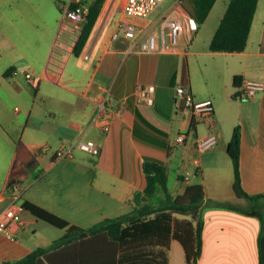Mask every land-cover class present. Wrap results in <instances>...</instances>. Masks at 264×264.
I'll return each mask as SVG.
<instances>
[{
	"label": "crops",
	"instance_id": "crops-1",
	"mask_svg": "<svg viewBox=\"0 0 264 264\" xmlns=\"http://www.w3.org/2000/svg\"><path fill=\"white\" fill-rule=\"evenodd\" d=\"M72 1L76 0L67 3ZM122 2L104 1L75 54L79 32L70 39L77 29L73 21H62V3L52 9L41 0H0V211L8 203L13 138H20L38 159L37 168L15 182L23 186L19 204L28 200L82 228L131 212L134 192L145 186L144 163L157 162L166 172L183 169L177 174L176 191H170L173 196L190 183L203 186L204 198L195 212L172 213L177 220L189 221L190 228L199 218L202 221L195 264H260L264 196L247 200L235 194L227 143L239 126L241 186L251 195L263 193L264 89L243 98L239 86L245 79L264 82V0H257L245 48L232 52L208 47L229 0H182L181 10L197 20L198 29L189 40L182 33L176 44H170L165 27L168 46L154 52L139 50L138 43L122 35L111 39L117 22L127 17ZM129 19L152 21L147 33L156 34L160 44L157 12L146 19ZM192 62L198 67L197 77L192 75ZM25 71L39 77L36 85L25 79ZM235 75L240 76L238 85ZM147 84L155 86L152 103L137 93L139 85ZM178 84L187 85L195 99L213 102L217 143L207 150H196V141L210 131L209 125L185 107L183 97L176 94ZM104 98L106 108L124 100L122 110L110 115L106 131L89 125ZM15 102L20 104L14 105L16 114L10 118ZM190 129L198 157L188 151ZM180 133L187 134L184 142L177 141ZM87 138L99 145L97 154L77 146ZM62 147H71V155L59 157L56 152ZM190 157L192 172L186 167ZM198 174L201 182H193L191 176ZM21 215L22 222L13 228L14 239L0 232V264L47 247L65 233L22 208ZM109 246L108 238L85 235L48 250L37 264H188L183 244L174 237L169 245L118 244L115 255L112 249L108 254Z\"/></svg>",
	"mask_w": 264,
	"mask_h": 264
},
{
	"label": "trees",
	"instance_id": "trees-1",
	"mask_svg": "<svg viewBox=\"0 0 264 264\" xmlns=\"http://www.w3.org/2000/svg\"><path fill=\"white\" fill-rule=\"evenodd\" d=\"M104 1H86L89 5V12L74 46L75 54H78L85 44ZM75 5L76 2L72 1L71 6ZM256 6L257 0H229L209 42V50L230 52L243 50L247 44ZM233 82L238 85L240 76L235 75ZM240 135L239 126H235L227 143V153L232 160L234 170L233 189L238 197L252 200L264 196V192L251 195L241 186L239 170ZM13 142L15 159L8 184L22 182V176L28 175L38 166V159L20 138H13ZM144 170L145 186L143 190L134 192L135 207L133 210L116 217L104 218L87 228L72 224L68 220L23 199L20 203L22 209L54 226L64 228L65 233L53 240L49 246L38 247L25 256L5 264H37L40 257L48 250L84 238L85 235L93 238L110 239L112 246L106 249H108V254L111 249L114 250V255L118 244L134 246L140 241L142 243L169 245L170 239L174 237L183 244L187 263L195 264L200 254L202 221L199 218L196 226L190 228L189 221L177 220L172 213L195 212L198 204L204 198L203 186L200 183H190L183 193L173 196L168 189L165 166L157 162L147 161L144 163ZM147 198L155 199L159 205L154 207L149 204H142V201ZM82 232H86V234L81 235ZM259 262L264 264V229L259 235Z\"/></svg>",
	"mask_w": 264,
	"mask_h": 264
},
{
	"label": "built area",
	"instance_id": "built-area-1",
	"mask_svg": "<svg viewBox=\"0 0 264 264\" xmlns=\"http://www.w3.org/2000/svg\"><path fill=\"white\" fill-rule=\"evenodd\" d=\"M75 2V6H71L70 3H67L62 7V21L66 19L73 21L75 29L80 33L82 25L87 20L89 5L82 0H76ZM181 2L182 0H123L122 11L127 17L121 18L117 22L115 29L111 33V39L115 40L122 35L131 40L133 44L138 43L139 50L143 52L159 51L168 46L165 44L163 30L167 27L170 44H176L182 33L187 34L189 40L191 35L198 29V22L192 15L181 10ZM154 12H157L158 18L161 19L159 23L160 44L157 42L156 34L147 33L148 27L152 21L138 23L129 19L134 17L146 19ZM24 76L25 79L33 85H36L39 81V77L34 76L30 71H25ZM154 88L155 86L153 84L139 85L137 88L139 99L152 103ZM263 89V81L245 79L239 86V96L251 98ZM176 94L177 96L183 97L185 107L192 112L193 116L209 125L210 131L200 136L196 141L197 150L204 151L214 146L217 143V134L215 130V112L212 100L210 98L195 99L190 88L185 84H178L176 86ZM123 105L124 100L118 99L112 107L106 108V98H104L103 102L98 106L90 119L89 125H98L103 131H106L109 128L110 115L113 112H120ZM185 139V134H178V142H184ZM77 146L93 155L99 152V145L91 138L77 141ZM56 153L59 157L71 155V147H62L58 149ZM188 175L189 173H187V176ZM22 191V185L15 182L9 184L6 189L8 203L0 211V232L12 239L15 238L13 234L14 226H19L22 222L21 206L19 204Z\"/></svg>",
	"mask_w": 264,
	"mask_h": 264
},
{
	"label": "rangeland",
	"instance_id": "rangeland-1",
	"mask_svg": "<svg viewBox=\"0 0 264 264\" xmlns=\"http://www.w3.org/2000/svg\"><path fill=\"white\" fill-rule=\"evenodd\" d=\"M41 1L44 2V5L46 4V5L50 6L52 9H54L55 7H57V5H59L61 3L63 4V6H65L68 2V0H41ZM61 18H62V14H61ZM60 21H61V19H60ZM77 34H78V31L76 30L75 32H73L70 35V39L73 40ZM204 34H205V27H203L202 30L198 31V37L200 40L204 36ZM190 69H191L193 77H195V76L197 77L199 75L198 67L195 65L194 62H192V64L190 65ZM16 104H20V102H15V103L11 104V107L9 109L10 118H12L16 114L15 113L16 111L14 109V105H16ZM187 134H188L187 144L190 146L189 150H188L189 154L190 155L194 154V155H196V157H198L197 156L198 154L196 151L197 149L195 150V146L193 144V139L195 138V132H194V130L190 129V130H188ZM190 161H191V157L189 159V162H187L186 167H189L188 169H190V171L192 172L193 168H192V166H190ZM182 171H183L182 168L177 169L176 171L174 170V168H171L168 170L167 177H168V189H169V191H171L173 193L176 191V187L180 183V180L177 178V174L180 172L182 173ZM191 180L193 182L194 181L195 182H201V176L199 174L197 176H193V177L191 176ZM230 201H233V200H230ZM235 203H236V201H235ZM142 204H149L150 206H154V207L159 205L158 202L155 201V199H151V198H147L146 200H143ZM247 205H250V203L248 201H247ZM41 222H43V221H41ZM45 224L48 225L49 223H45Z\"/></svg>",
	"mask_w": 264,
	"mask_h": 264
},
{
	"label": "water",
	"instance_id": "water-1",
	"mask_svg": "<svg viewBox=\"0 0 264 264\" xmlns=\"http://www.w3.org/2000/svg\"><path fill=\"white\" fill-rule=\"evenodd\" d=\"M86 232H82L81 235H84Z\"/></svg>",
	"mask_w": 264,
	"mask_h": 264
},
{
	"label": "bare ground",
	"instance_id": "bare-ground-1",
	"mask_svg": "<svg viewBox=\"0 0 264 264\" xmlns=\"http://www.w3.org/2000/svg\"><path fill=\"white\" fill-rule=\"evenodd\" d=\"M74 28V27H73Z\"/></svg>",
	"mask_w": 264,
	"mask_h": 264
}]
</instances>
